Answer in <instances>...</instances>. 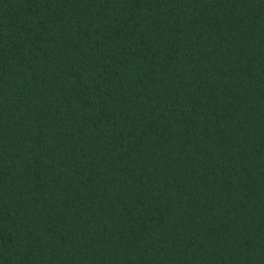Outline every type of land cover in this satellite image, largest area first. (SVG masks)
I'll return each mask as SVG.
<instances>
[{
  "label": "trees",
  "instance_id": "trees-1",
  "mask_svg": "<svg viewBox=\"0 0 264 264\" xmlns=\"http://www.w3.org/2000/svg\"><path fill=\"white\" fill-rule=\"evenodd\" d=\"M0 264H264V0H0Z\"/></svg>",
  "mask_w": 264,
  "mask_h": 264
}]
</instances>
